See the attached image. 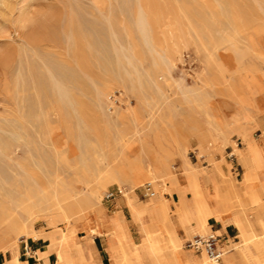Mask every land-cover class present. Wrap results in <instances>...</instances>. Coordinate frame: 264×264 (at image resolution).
<instances>
[{
	"label": "rangeland",
	"instance_id": "rangeland-1",
	"mask_svg": "<svg viewBox=\"0 0 264 264\" xmlns=\"http://www.w3.org/2000/svg\"><path fill=\"white\" fill-rule=\"evenodd\" d=\"M180 85L194 91L185 96ZM132 108L151 143L155 127L162 136L180 116L196 129L186 156L199 172L209 167L200 174L209 201L216 195V162L241 189L252 176L237 148L253 155L262 147L264 180V0H0V198L18 201L37 189L51 193L47 206L55 209L39 211L32 221L35 229L57 232V245L63 229L75 230L70 245L90 232L87 214H75L71 223L49 221L63 212L57 201L85 190L87 168L104 167V153L126 162L141 153L137 137L119 141L123 130L137 129L134 116L125 117ZM210 112L228 123L229 132L203 151L198 127L213 120ZM174 163L179 170L180 161ZM133 173L145 178L135 188L139 206L150 201L142 195L147 182L154 181L157 192L162 184L163 194H170L162 174L151 181L141 163ZM117 185L135 197L129 184L109 181L98 209L123 211L126 244L137 248L146 237L129 204L123 196L104 199ZM210 223L218 227L215 219ZM106 230L109 242L114 229ZM181 245L204 255L188 248L185 238Z\"/></svg>",
	"mask_w": 264,
	"mask_h": 264
},
{
	"label": "bare ground",
	"instance_id": "bare-ground-1",
	"mask_svg": "<svg viewBox=\"0 0 264 264\" xmlns=\"http://www.w3.org/2000/svg\"><path fill=\"white\" fill-rule=\"evenodd\" d=\"M142 24V29L145 31V19ZM180 87L185 96L189 91H194V89L187 90L182 85ZM98 95L110 103L106 91L99 89ZM125 113V117L130 119V116L135 115V108L129 109ZM210 115L213 120L202 122L198 127L197 138L203 151L210 149L212 141L226 139L229 132L228 123L220 115L215 112H210ZM130 120L137 127L136 131L129 133V131L123 130L124 134L119 141L124 144L137 137L142 146L139 156L126 162L118 154L111 156L104 153L105 166L97 165L96 169L87 168V173L82 181L87 184L85 190L79 193L74 191L71 201L64 203L57 201V204L63 208V212L59 215L53 214L50 217V223L57 224L58 221L71 223L75 214H87L86 224L93 234L102 235L104 234L103 229L112 226L114 231L109 241L108 250L114 264H147V261H150L151 264H264V180L260 179L261 171H259L262 147L257 149L253 155H244L242 149L237 148L244 168L249 171L254 170L249 181L243 184L242 189L236 180L230 179L216 162L218 171L213 183L215 197L209 201L205 191L194 187V196L189 201L180 183V175H175L174 162L180 161L181 163L188 147L186 142L191 134L195 135L196 129L190 128L187 119L180 116L170 130L162 132V136H158L161 133L159 126L155 127L152 134L157 139L151 143L148 133H145V127L141 126L138 119L134 116ZM139 163L148 170L151 181L155 180L157 183L160 179L156 173H163V179H167L165 184L168 191L178 192L181 204L176 208V211L181 223L188 230H193L194 235L191 237L197 234L204 235L208 232L210 230L208 221L212 216H216L225 224L234 222L237 225L240 232L239 241L234 244L235 250L232 251L235 254L234 260L215 261L208 257L205 251L204 255L199 257L184 250L181 245L182 239L176 229L177 224L171 220L170 205L167 200L163 198L155 200L152 197L150 207L138 206L135 204V197L129 195V192L125 194V199L138 219L146 240L135 249L131 244H126V226L115 225L111 214H108L104 209H98L101 205L100 192L109 181L115 180L125 185L129 184L131 191H134L145 179L144 177L136 178L133 175L135 167ZM17 164L28 173L26 164L19 161ZM152 182L154 183V181ZM159 186V190L164 191V186L162 184ZM39 191L37 189L36 192H27L18 201L7 197L0 198V251L15 252L22 237L41 233L33 227L32 217L39 211L47 208L52 209L54 206H47L53 198L51 193L46 195ZM95 211L98 212V215ZM52 212L54 213V211ZM94 225L99 228L94 229ZM74 233V228L69 227L67 230H63L60 235L57 252L62 263L59 264H93L92 250L82 241H74L78 256L73 257L74 259L71 257L70 239L75 237ZM91 238H89L90 242ZM226 253L228 252L224 254ZM65 260L68 262L63 263ZM8 264H21L18 255L13 254L12 260Z\"/></svg>",
	"mask_w": 264,
	"mask_h": 264
},
{
	"label": "crops",
	"instance_id": "crops-1",
	"mask_svg": "<svg viewBox=\"0 0 264 264\" xmlns=\"http://www.w3.org/2000/svg\"><path fill=\"white\" fill-rule=\"evenodd\" d=\"M179 165H180V169L176 170L174 167V172H175V175H177V176L180 175V178H181L180 183L183 187V190L186 193V198L189 201L192 200V198L194 196V187H198L199 190L205 191V193H206L207 187H206V184L204 183V178L202 176H200V174L203 172H206L209 167L208 166L205 167V168H207L206 171L199 172L197 165L194 163H191L189 161V159L186 156V153L184 154L183 160L181 161V163ZM160 174L163 175V173H160ZM197 175H198V177H197ZM163 178H164V175H163ZM139 186H137V187H139ZM153 189L156 192V194L154 196L148 195L146 190L142 194L144 199H150V201L148 203H144L145 205H142V206L150 207L152 204V201H151L152 197L155 198L158 195L163 196V198L169 199L170 200L169 205H170L171 220L175 224H177L176 229H177L179 237L182 239V242H184V238H185V241L187 242V240L192 238L191 236L194 235V232H193V230H188L181 223V219L179 217V214L176 211V208L179 207L181 204L178 192L174 191L173 193H171L170 191H168L170 194L164 195L163 190H160L159 192H157L154 183H153ZM135 191H136V189H134V195L136 193ZM136 195H137V193H136ZM136 195H135V200H136ZM122 200H124L125 205H128L127 201L125 199V195L122 197ZM135 204H137V201H135ZM137 205L139 206V204H137ZM193 206L196 208L195 205H193ZM122 213H123V211H121V210H118V212L113 213L114 215H112V221L115 225L122 224V225L126 226V231H127V223L123 219ZM212 219H215L218 227L215 228L214 224L210 223V221ZM128 221H130V220H128ZM136 223H137V226L139 228L137 221H136ZM208 223L210 226V230L208 233H206L204 235L215 232L221 237L222 246L225 247V245H226L225 252H228V253L224 254L221 261H223V260H234L235 254L232 251L235 250L234 244L239 241V232H240L237 225L234 224V222H230V223L225 224L224 222H222L218 218H216V216L210 217ZM132 226L133 225H131V228H132ZM97 228H99V227L97 225H94V229H97ZM235 229H237L238 233H234ZM37 230L42 231V234H46V236H43L41 233H37V234L29 236L27 238L28 240L25 239L26 242H28L29 246H31V249H32V252L30 255L25 254V252H24L25 244L22 242V239H21L20 242L22 244L20 245V242H19V245L17 246L15 252L0 251V264H8L12 260L13 254L18 255V258H19V261L21 264H59L61 261L59 259V254L57 252V248L60 245V243H59V245H57L55 243L57 240V236H58L57 232H55L54 230H46V231H44L42 229H37ZM63 230H65V229H63ZM103 230L105 231L104 232L105 235H107L108 233L111 232L110 230H106V229H103ZM131 231H132V229H131ZM181 233L184 234L183 237H181ZM105 235H101L99 233L93 234L90 230L88 235L83 236L82 238L76 237V238L80 239L82 242H84L85 244H87L88 247L92 250L93 257L91 258V260H92L93 264H96V263L112 264V258L110 257V253L108 250V246H110V243L106 241ZM89 238L92 239L91 242H90ZM59 240H60V237H59ZM30 241H32V244L30 243ZM130 244H127V245H130ZM70 248H71L70 249L71 257L76 258L78 256L77 255V251H78L77 247L74 244H71ZM195 252L203 253L204 251H199V252L195 251ZM101 253H105V256H102L100 258L99 256ZM66 262H68V261L65 260V262H63V263H66Z\"/></svg>",
	"mask_w": 264,
	"mask_h": 264
},
{
	"label": "built area",
	"instance_id": "built-area-1",
	"mask_svg": "<svg viewBox=\"0 0 264 264\" xmlns=\"http://www.w3.org/2000/svg\"><path fill=\"white\" fill-rule=\"evenodd\" d=\"M145 190L148 195L154 196L156 192L153 189V182H148L145 184ZM127 188L125 186L117 185L106 191L104 199L112 200L119 196H124ZM24 246V252L26 255H30L32 252L31 246L25 240L22 241ZM221 237L215 233H209L207 235L197 234L191 239L187 240L186 246L195 251H205L207 255L215 261H221L224 256V247L222 246Z\"/></svg>",
	"mask_w": 264,
	"mask_h": 264
}]
</instances>
